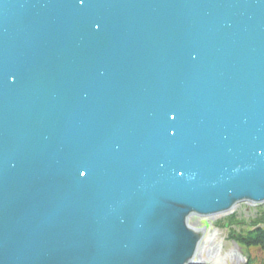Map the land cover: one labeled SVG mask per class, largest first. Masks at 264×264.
I'll return each mask as SVG.
<instances>
[{"label": "water", "instance_id": "1", "mask_svg": "<svg viewBox=\"0 0 264 264\" xmlns=\"http://www.w3.org/2000/svg\"><path fill=\"white\" fill-rule=\"evenodd\" d=\"M243 203L264 0H0V264H215Z\"/></svg>", "mask_w": 264, "mask_h": 264}, {"label": "trees", "instance_id": "2", "mask_svg": "<svg viewBox=\"0 0 264 264\" xmlns=\"http://www.w3.org/2000/svg\"><path fill=\"white\" fill-rule=\"evenodd\" d=\"M246 221L238 220L236 216H231L229 221L228 239L235 241L243 248L246 255V264H264V215H260L246 229L235 230L233 227L237 225H245ZM225 227V225H224Z\"/></svg>", "mask_w": 264, "mask_h": 264}, {"label": "rangeland", "instance_id": "3", "mask_svg": "<svg viewBox=\"0 0 264 264\" xmlns=\"http://www.w3.org/2000/svg\"><path fill=\"white\" fill-rule=\"evenodd\" d=\"M260 215H264V204L254 206V205L243 203V204H239L230 215L218 216L212 220V221H216L215 224H212L211 226L215 227V230H218V236L216 239V243L219 242L218 244L222 246V250H221L222 257H224L225 253L228 254L234 248L246 260V255H245L243 248H241L239 245H236L233 241L228 239L229 226L226 227V224L231 218V216H236L238 220L246 221L245 225H241L240 227H237V225H235L233 227L235 230L238 231L240 229L248 228L249 227L248 224L252 223ZM198 220L199 221H195L191 219V224L196 226V222H199L201 226L209 225L208 221L205 219H198ZM212 221L210 222L213 223Z\"/></svg>", "mask_w": 264, "mask_h": 264}, {"label": "bare ground", "instance_id": "4", "mask_svg": "<svg viewBox=\"0 0 264 264\" xmlns=\"http://www.w3.org/2000/svg\"><path fill=\"white\" fill-rule=\"evenodd\" d=\"M198 219H200V218H193L192 220L199 221ZM197 224H199V222H196V226H197ZM209 232H210V230L206 233V235H205V239H204V242L206 241V239H207V237H208V235H209ZM217 236H218V231H217V234L215 235V237L213 238L212 242H211L210 245H209V248H208L209 251L211 250V248H212L215 244H217V243H216ZM218 247H219V250H218V252H217L215 258L212 260V262L215 263V264H216V263H220L221 260L223 259V257L221 256L222 246L218 244ZM226 255L229 256V253L226 254Z\"/></svg>", "mask_w": 264, "mask_h": 264}]
</instances>
